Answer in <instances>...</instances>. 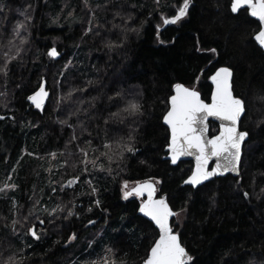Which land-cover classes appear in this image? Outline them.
<instances>
[{"label":"trees","instance_id":"trees-1","mask_svg":"<svg viewBox=\"0 0 264 264\" xmlns=\"http://www.w3.org/2000/svg\"><path fill=\"white\" fill-rule=\"evenodd\" d=\"M90 1L88 7L81 0H3L0 67L4 52L15 59L8 61L7 75L0 71V182L8 177L17 188L0 193V264L9 256L17 264H105L94 258L104 247L112 250L108 264H143L158 233L138 214L142 198H125L121 188L126 182L129 191L147 179L156 181L157 195L165 194L174 211L183 209L171 225L194 264H264V52L253 39L258 21L246 8L231 12L230 0H192L186 16L161 25L162 14L176 15L184 0ZM63 9H72V16H61ZM22 12L32 19L24 21ZM90 18L94 31L86 33ZM18 21L28 25L21 29L23 44L13 39ZM10 40L19 53L9 48ZM50 47L60 58L48 55ZM219 66L232 70L234 95L246 104L239 128L248 137L239 173L182 186L193 164L171 165L163 158L169 131L162 117L177 83L209 101V76ZM42 79L50 93L43 110L27 101ZM69 93L57 106V98ZM129 102L140 111L125 112ZM217 129L210 124L211 135ZM73 134L79 139L69 143ZM129 135L135 152L111 160L101 155L108 152L105 143ZM79 149L97 166L78 163L84 160ZM77 175V183L64 186ZM33 204L48 211L62 204L65 210L51 223L43 211L24 221ZM67 208L76 214L67 216ZM33 224L39 240L27 233Z\"/></svg>","mask_w":264,"mask_h":264},{"label":"snow or ice","instance_id":"snow-or-ice-1","mask_svg":"<svg viewBox=\"0 0 264 264\" xmlns=\"http://www.w3.org/2000/svg\"><path fill=\"white\" fill-rule=\"evenodd\" d=\"M191 3L192 0H184L177 14L170 18H164L163 23L170 24L179 21L188 14V8ZM85 4L87 6L88 0H85ZM245 5L251 10L252 16L259 18L261 30L256 35L255 39L259 42L260 46L264 47V0H231V12L236 13ZM5 7L6 4L3 0H0V11ZM21 15L24 16V21L32 19L26 12H22ZM71 15L72 13H69V16ZM115 15L119 16L120 13L117 12ZM91 19L92 18L89 19L90 26L85 29L86 33L94 31V28L91 26ZM129 19H131L130 16ZM24 21H18L13 29L15 33L13 39L19 38L21 44H23L26 39L25 36L21 35V29L27 31L28 28V25ZM131 30L138 31V29ZM8 46L9 48H14L16 53H19L21 50L20 47L14 46L11 40L8 42ZM107 46L111 48L113 46L112 42L109 41ZM210 51L215 52L216 49H211ZM48 55L50 57H57L59 53L57 49L53 47L49 49ZM3 57V67H0V71H3L5 75H7L6 69L8 61L15 59V57L7 51L4 52ZM231 76L232 70L230 68L220 67L209 77L214 85L211 93V103H205V101L201 99V94L194 89L185 87L180 83L174 85L175 94L169 98L170 107L163 116V120L170 129L167 148L171 162L175 164L181 156L185 155L195 157V167L184 181L185 184L196 187L197 185H201L202 182L218 174H222L223 172L231 171L239 173L238 165L242 161L241 145L248 133L246 131H240L238 129V123L242 118V114L246 111V104L242 98L233 94V88L230 82ZM89 83H91V81H89ZM72 91H76V89H72ZM49 96L50 93L46 90V82L42 79L38 90L29 95L27 99L31 101L37 109L43 110L45 107L44 101L49 98ZM69 98L70 93L62 98L58 97L57 106H59L61 99ZM140 107L138 103L129 102L124 111L133 114L139 112ZM74 114L75 113H70L69 115ZM112 115L118 116L119 113H113ZM209 117H217L221 121L218 134L212 135L210 138L207 135L209 131L207 120ZM2 119H5V117L0 116V120ZM60 123L63 125L67 124L68 121L61 120ZM69 127H72V125H69ZM78 139L79 138L73 134L69 143ZM133 139L134 137L129 135L127 141H125L124 138H119L105 143L104 147L108 149V152L101 153V155L108 156V159L111 160L113 156L122 158L125 152H135L136 149L131 143ZM87 143L91 144V141ZM79 152L83 155L84 160L78 163L85 165L91 163L94 167L97 166V160L88 161L87 151L79 149ZM109 152H111L112 155H109ZM51 155L56 156L57 154L52 153ZM69 155L72 154L69 153ZM212 158H216V166L209 170L208 162ZM221 161H223V163H221ZM67 163L68 161L64 162L65 165H67ZM73 167H75V165ZM100 167L102 168L103 166L100 165ZM82 171L84 173H89V169L86 166ZM80 179L81 177L79 175L75 176L74 179L69 182V186L77 183ZM87 183L91 184V181ZM237 183H239V181H237ZM9 188L16 189L17 185L5 184L3 188H0V193L6 192ZM63 190L64 186L61 185V191ZM55 191L56 189L52 188V192L55 193ZM96 191L97 189L93 187L92 192L95 193ZM261 191L264 192V189ZM145 193L147 194V199L140 203L139 211L154 222L155 227L158 229V236L148 250L143 264H189V262L194 264V258L189 255L185 247L182 246L177 231L170 224V218L178 217L180 211H183V209L173 211L165 197L156 199V190L152 182L145 181L142 184H137L131 192L124 191L123 194L124 197L127 198L133 194L136 196H143ZM243 196L247 198L249 193L244 192ZM30 199L32 198L30 197ZM39 203L40 201L36 200V204ZM95 203L99 206L98 200L95 201ZM36 204H33L28 215L23 217L24 221H29L33 212L43 211L49 218L48 222L51 223L52 219L59 211L65 210L62 204H57L51 211L47 209H37ZM88 211H91V207ZM75 214L73 208H67V216H73ZM36 220L39 222L40 226L45 224V220L41 219L39 216H36ZM16 223L17 221H13L14 229ZM88 223L93 224L95 222L90 220ZM27 233L36 240L40 239L36 224H33L32 227H28ZM76 236L77 234L73 233L68 239L73 240ZM107 251L111 252L112 250L108 249ZM3 264H17V260L14 256H9L3 261ZM105 264H108L107 260H105Z\"/></svg>","mask_w":264,"mask_h":264},{"label":"water","instance_id":"water-1","mask_svg":"<svg viewBox=\"0 0 264 264\" xmlns=\"http://www.w3.org/2000/svg\"><path fill=\"white\" fill-rule=\"evenodd\" d=\"M231 5V4H230ZM244 8H246L247 9V11H248V14H249V16L250 17H252V18H254L255 20H257L258 21V23H259V25H260V21H259V18L258 17H254V16H252L251 15V10L245 5V6H243L241 9H244ZM230 10H231V8H230ZM239 11V10H238ZM237 13V12H236ZM235 14V13H234ZM175 16V15H174ZM261 30V27L259 28V30L253 35V39H254V41H255V43L263 50V52H264V47H262V46H260V44H259V42L255 39V37H256V35L259 33V31ZM51 48H53V47H50L49 49H51ZM49 49H48V51H49ZM48 51H47V53H48ZM57 52L59 53V55L57 56V57H52L53 59H58V58H60V56H61V53L57 50ZM220 67H227V66H219V67H217L214 71H213V73L209 76V77H211L215 72H216V70L218 69V68H220ZM229 68V67H228ZM232 78H233V73H232V76H231V78H230V82H231V84H232ZM209 82H210V84H211V93H212V89H213V87H214V85H213V83H212V81L209 79ZM184 85V84H183ZM185 86V85H184ZM185 87H187V86H185ZM189 88V87H188ZM191 89H194V88H191ZM36 90H38V89H36ZM35 90V91H36ZM47 90V89H46ZM194 90H196V89H194ZM48 91V90H47ZM197 92H199L198 90H196ZM200 93V92H199ZM211 93H210V97H209V101H205V103H211ZM175 94V88H174V86H173V88H172V93H171V95L169 96V98L172 96V95H174ZM233 94H234V92H233ZM169 98H168V108L170 107V103H169ZM48 99V98H47ZM47 99H45V101H44V105L46 104V102H47ZM202 99V98H201ZM27 101L29 102V104L31 105V106H33L34 108H36L35 107V105L31 102V101H29L28 99H27ZM37 109V108H36ZM168 110V109H167ZM167 112V111H166ZM166 112L164 113V115L166 114ZM244 114V113H243ZM243 114H242V116H243ZM163 115V116H164ZM162 123H163V125L168 129V131H169V136H170V129L168 128V125L164 122V120H163V117H162ZM211 123H215L216 125H217V127H218V129H217V131L214 133V134H212V135H216V134H218V131H219V127H220V123H221V121H220V119L219 118H217V117H209L208 118V120H207V124H208V127H209V131H208V133H207V135L209 136V138L212 136L211 134H210V124ZM239 123H240V121H239ZM239 123H238V129L240 130V128H239ZM240 131H243V130H240ZM247 137H248V135H247ZM247 137L245 138V140L242 142V145H241V156H242V148H243V144H244V142L247 140ZM165 151H166V155L163 157L164 159H167L169 162H170V164L171 165H176L177 163H179L180 161H192V169L195 167V163H196V161H195V157L194 156H188V155H185V156H181L178 160H177V162L175 163V164H173L172 162H171V159H170V156H169V154H168V148H167V145L165 146ZM221 163H223V161H221ZM216 166V158H212L211 160H209V162H208V167H209V170H211V168L212 167H215ZM240 166V164L238 165V167ZM190 174H191V172H190ZM189 174V175H190ZM227 174H231V175H237L238 173H236V172H231V171H228V172H223L222 174H218V175H216V176H214V177H212V178H210L209 180H207V181H204V182H202V184H204L205 182H208V181H210V180H212V179H214L215 177H221V176H225V175H227ZM188 175V176H189ZM188 176L182 181V183H181V185L183 186V185H189V186H191L190 184H185L184 183V181L188 178ZM145 181H148V182H152V183H154V186H155V190H156V193H155V198L156 199H159L160 197H165L166 198V195L165 194H161V195H157V184H156V182L154 181V180H152V179H147V180H144V181H141V182H138L137 184H142V183H144ZM137 184H135L134 185V187H136L137 186ZM201 184V185H202ZM198 186H200V185H197L196 187H198ZM133 187V188H134ZM191 187H193V186H191ZM196 187H193V188H196ZM132 188V189H133ZM132 189H131V191H132ZM139 197H141L142 198V201L143 200H145V199H147V194L145 193L143 196H139ZM167 200V199H166ZM141 201V202H142ZM139 206H140V204H139ZM170 206V205H169ZM173 210V209H172ZM174 211V210H173ZM138 214L141 216V217H143L144 219H146L147 221H149L154 227H155V225H154V222H152L151 220H150V218L149 217H147V216H145L143 213H141L140 211H139V207H138ZM174 217H171L170 218V224H171V222H172V219H173ZM172 226V225H171ZM155 229L157 230V233H158V229L155 227ZM157 236H158V234H157ZM179 236V235H178ZM157 238V237H156ZM155 238V239H156ZM179 241H180V239H179ZM181 243V242H180ZM183 246V245H182ZM151 247V246H150ZM184 247V246H183ZM150 249V248H149ZM146 259V258H145ZM144 259V260H145Z\"/></svg>","mask_w":264,"mask_h":264},{"label":"rangeland","instance_id":"rangeland-1","mask_svg":"<svg viewBox=\"0 0 264 264\" xmlns=\"http://www.w3.org/2000/svg\"><path fill=\"white\" fill-rule=\"evenodd\" d=\"M67 2L68 1H74V0H66ZM67 2H64L65 4H67ZM81 2L83 3H85V0H81ZM86 5V4H85ZM90 5H91V1L90 0H88V4H87V6L88 7H90ZM64 7V6H63ZM172 7H174V10H177V9H179V7H180V4L179 5H174V3H171V8ZM69 13H72L73 14V11H72V9H63L62 10V14H61V16H63L64 18H70L71 16H69ZM167 14H162V16L160 17V21H159V24L161 25L162 23H163V19L164 18H167L168 16H166ZM60 16V15H59ZM59 18V17H58ZM36 156V155H35ZM52 158V157H51ZM51 158H50V161H51ZM51 167H53L52 166V163L51 162H49V166L46 168V170L48 171V172H51ZM70 181H72V179H69L68 181H65L63 184H64V186L65 185H69V182ZM155 181V180H154ZM156 182V181H155ZM5 184H10L9 183V181H8V177L6 178V179H4V180H2L1 182H0V188H3L4 187V185ZM50 184H51V186H54L55 184L53 183V182H50ZM129 186H131L130 184H128V183H126V187H125V182L122 184V188H121V190H122V192L124 193V191H126L127 190V188H129ZM108 250V248L107 247H104L103 248V253L101 254V255H99L98 257H95L94 256V258L96 259V260H108V257H109V252L107 251Z\"/></svg>","mask_w":264,"mask_h":264},{"label":"flooded vegetation","instance_id":"flooded-vegetation-1","mask_svg":"<svg viewBox=\"0 0 264 264\" xmlns=\"http://www.w3.org/2000/svg\"><path fill=\"white\" fill-rule=\"evenodd\" d=\"M230 4H231V0H230ZM128 192H131V189Z\"/></svg>","mask_w":264,"mask_h":264},{"label":"bare ground","instance_id":"bare-ground-1","mask_svg":"<svg viewBox=\"0 0 264 264\" xmlns=\"http://www.w3.org/2000/svg\"><path fill=\"white\" fill-rule=\"evenodd\" d=\"M163 21V20H162ZM163 24V23H162Z\"/></svg>","mask_w":264,"mask_h":264}]
</instances>
